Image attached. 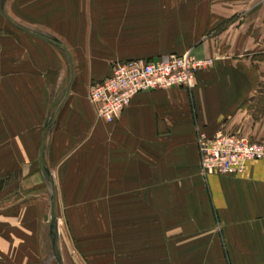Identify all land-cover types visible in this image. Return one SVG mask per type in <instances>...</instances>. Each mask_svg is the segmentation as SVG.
Listing matches in <instances>:
<instances>
[{
  "label": "crops",
  "instance_id": "0c3cea01",
  "mask_svg": "<svg viewBox=\"0 0 264 264\" xmlns=\"http://www.w3.org/2000/svg\"><path fill=\"white\" fill-rule=\"evenodd\" d=\"M32 1L0 0V124H12L17 147L31 139L53 196L49 166L58 164L61 185L94 188L78 201L132 222L102 230L111 264H264V160L203 177L196 142L198 129L264 141V0H63L60 42L46 35L57 28L50 4ZM187 52L213 60L192 90L141 93L114 123L96 118L88 89L112 61ZM6 233L0 223V246Z\"/></svg>",
  "mask_w": 264,
  "mask_h": 264
},
{
  "label": "rangeland",
  "instance_id": "374dc122",
  "mask_svg": "<svg viewBox=\"0 0 264 264\" xmlns=\"http://www.w3.org/2000/svg\"><path fill=\"white\" fill-rule=\"evenodd\" d=\"M31 4L32 0H25ZM52 7L56 19L51 21L54 27L61 22L63 13V0H45ZM1 2H15V0H1ZM39 0V3H46ZM38 3V0H36ZM28 15L30 11L25 12ZM0 19H3L0 15ZM24 19H26L24 17ZM62 23V22H61ZM28 26V25H27ZM42 34L41 30L39 31ZM49 37L60 42L62 28L57 27ZM62 45V44H61ZM58 57L68 66V57L61 47H56ZM117 61H112L113 66ZM69 76L64 80L63 87L58 94H54L52 105L57 106L59 98L62 97ZM93 87L88 89V93ZM29 126H32L31 119ZM48 119H45V124ZM44 125V124H43ZM12 124H0V157L8 154L5 164L0 171V223L7 225L6 237L2 239L0 246V264H111L113 253L110 252L112 237L102 235L104 228L111 233L113 224L117 227L127 229L133 226L128 219L112 220L102 219L99 214V205L96 203H81L84 195H94V188H73L72 185H61L60 171L57 165L47 166L51 178L57 180L58 189L56 196L52 195L51 185L40 173H35L32 153L31 139L23 141V146H16V140H12L14 134L6 133V129ZM6 130V131H5ZM21 148L27 150L26 156L15 160L14 155L19 154ZM13 156V157H12ZM47 160H49L47 158ZM34 168V171H33ZM60 168V166H59ZM94 184V182H93ZM66 188V189H65ZM77 192V193H76ZM55 200V217L52 216V200ZM115 225V226H116ZM57 231V236H55ZM105 240H102V239ZM56 243V248H54ZM121 258L127 261L128 252L121 253ZM131 254V253H130ZM114 255L118 256L115 252ZM132 255V254H131ZM127 264V262H124Z\"/></svg>",
  "mask_w": 264,
  "mask_h": 264
},
{
  "label": "built area",
  "instance_id": "2783aa9c",
  "mask_svg": "<svg viewBox=\"0 0 264 264\" xmlns=\"http://www.w3.org/2000/svg\"><path fill=\"white\" fill-rule=\"evenodd\" d=\"M212 61L210 58L197 60L189 52L152 61H119L106 80L91 87L88 99L97 119L114 123L138 94L177 87L192 90L198 73ZM196 142L203 177L237 176L245 171L248 163L264 160V141L251 142L225 132L208 137L198 129Z\"/></svg>",
  "mask_w": 264,
  "mask_h": 264
},
{
  "label": "water",
  "instance_id": "95a60500",
  "mask_svg": "<svg viewBox=\"0 0 264 264\" xmlns=\"http://www.w3.org/2000/svg\"><path fill=\"white\" fill-rule=\"evenodd\" d=\"M52 184H53V181L51 180ZM54 189V187H53ZM51 211H52V216L53 218L55 217V200H54V197H53V200H52V206H51ZM55 236H57V231H56V234ZM54 248H56V243H55V246Z\"/></svg>",
  "mask_w": 264,
  "mask_h": 264
}]
</instances>
